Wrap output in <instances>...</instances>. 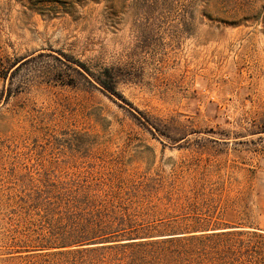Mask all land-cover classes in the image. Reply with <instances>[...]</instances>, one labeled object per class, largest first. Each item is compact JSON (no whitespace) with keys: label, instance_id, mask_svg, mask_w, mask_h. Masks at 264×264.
Returning <instances> with one entry per match:
<instances>
[{"label":"rangeland","instance_id":"rangeland-1","mask_svg":"<svg viewBox=\"0 0 264 264\" xmlns=\"http://www.w3.org/2000/svg\"><path fill=\"white\" fill-rule=\"evenodd\" d=\"M71 180L264 234V0H0V264H48L32 197Z\"/></svg>","mask_w":264,"mask_h":264},{"label":"trees","instance_id":"trees-1","mask_svg":"<svg viewBox=\"0 0 264 264\" xmlns=\"http://www.w3.org/2000/svg\"><path fill=\"white\" fill-rule=\"evenodd\" d=\"M127 195L121 187L77 180L37 191L34 208L48 226L34 239L35 250L48 264L74 255L75 264H264V234L255 229L168 222L151 234Z\"/></svg>","mask_w":264,"mask_h":264}]
</instances>
